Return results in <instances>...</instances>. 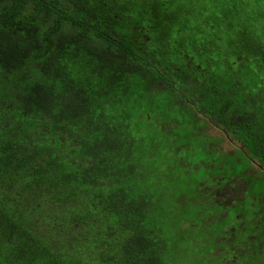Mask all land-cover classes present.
<instances>
[{"label": "trees", "instance_id": "16d2710c", "mask_svg": "<svg viewBox=\"0 0 264 264\" xmlns=\"http://www.w3.org/2000/svg\"><path fill=\"white\" fill-rule=\"evenodd\" d=\"M260 1L0 0V264H264L176 153L230 131L264 194Z\"/></svg>", "mask_w": 264, "mask_h": 264}, {"label": "rangeland", "instance_id": "374dc122", "mask_svg": "<svg viewBox=\"0 0 264 264\" xmlns=\"http://www.w3.org/2000/svg\"><path fill=\"white\" fill-rule=\"evenodd\" d=\"M248 3H250L249 7L251 8L252 6L256 9V0H247ZM205 4V2H204ZM259 7H264V1H260V3L257 4ZM208 11V10H207ZM264 22V21H262ZM263 30V29H262ZM207 126V124H198V126L196 128H194L193 126H188L187 124L184 125V127H182L183 130H187V129H195L197 132L203 130L205 127ZM183 130L178 129L176 132V134L178 135H185V132ZM207 131L205 132V134H202V136L199 138L198 143L197 141L193 140V136H188L187 139L190 141V144L188 143V146H181L176 148V150H178L176 153L179 154V156L183 159H188V157L190 158L189 162L192 163H197L198 162H204L205 164H211L214 160H216L217 158H219V156H215L214 154H210V153H204L202 152V147H200L199 145L203 146L204 144L207 146V151H209L212 148V134L218 135L221 140H222V146L225 147L228 150H233L234 148L237 147V145H234V141L231 140L232 137V133L229 131V135L226 136L224 133L221 132L220 129L213 127V126H208ZM212 133V134H211ZM234 139V138H233ZM235 140V139H234ZM197 143V145H196ZM167 145L168 143L162 139L159 143V145ZM199 144V145H198ZM162 153H165L166 158H168L169 160L172 159V154L167 153L166 149L161 150ZM202 152V153H201ZM237 156H228L226 158H224L221 161V165H222V171L224 175V172H230L235 169L238 165H239V161L237 159ZM207 160V161H206ZM250 166L246 167L244 169V172L247 174V176H243L242 174H239L240 178L242 179L245 184L247 185V187L245 188L247 190V194L252 193V194H256V190L258 191V189H256V179L254 178L253 183L251 184V175L247 172V170H249ZM228 177V176H227ZM236 176H232L230 174V179L233 180ZM216 178H221L217 175ZM222 179V178H221ZM232 182V181H231ZM218 183V184H216ZM162 184L165 185V182L162 180ZM208 186L210 188H219V189H223V187L225 186V183L221 180V181H213L211 183L208 184ZM240 189V185L237 182H234V188H226L224 191V197L225 198H235L236 194L239 192ZM250 213H248L247 217H246V221L248 220V218L250 217ZM184 264H190V260H186L184 262Z\"/></svg>", "mask_w": 264, "mask_h": 264}, {"label": "flooded vegetation", "instance_id": "af4514ba", "mask_svg": "<svg viewBox=\"0 0 264 264\" xmlns=\"http://www.w3.org/2000/svg\"><path fill=\"white\" fill-rule=\"evenodd\" d=\"M212 148L207 151L206 153L214 154L215 156H219L214 162H218L220 165V168H223L222 165L220 164L221 161L228 157L227 155L232 154V150H228L225 147L222 146V140L218 135L212 134ZM247 172L254 177H251V184L254 181L255 174H256V168L251 167V169L247 170ZM243 176H247V174L242 172ZM221 178H217L216 181H223L225 183V186L223 189L225 190L226 188H234V182L239 183L240 189L239 192L236 194L235 199L236 201H232V198H225L224 197V191L223 189L215 188V192L218 193L220 196V201L217 203L219 206L221 205L222 208L224 209L223 212H216L215 215L218 214L219 219L222 218L224 215L228 213L229 209H236L237 213L235 214L234 218L232 220H236V224L233 226L230 224L232 227V230H237L236 227L241 228V231L245 232L244 228H249V229H254L256 230L257 228H262L264 229V194L261 195H256L249 193L247 194V190L245 189L247 185L242 179L239 178H234L233 180L231 179H226L225 175H218ZM256 179V178H255ZM232 181V182H231ZM260 180H256V185H258ZM249 197V199L246 200V198ZM225 199V200H224ZM248 207V209H247ZM250 213V217L246 221V217ZM215 217V216H214Z\"/></svg>", "mask_w": 264, "mask_h": 264}, {"label": "clouds", "instance_id": "9594fccd", "mask_svg": "<svg viewBox=\"0 0 264 264\" xmlns=\"http://www.w3.org/2000/svg\"><path fill=\"white\" fill-rule=\"evenodd\" d=\"M208 126L209 125H207L203 130L199 131L198 136H197L198 138H200L202 136V134H205V132L207 131L206 129H207Z\"/></svg>", "mask_w": 264, "mask_h": 264}]
</instances>
